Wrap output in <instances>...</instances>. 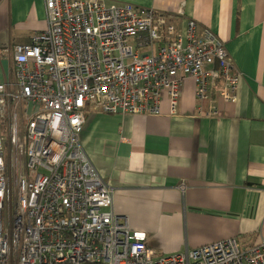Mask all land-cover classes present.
I'll list each match as a JSON object with an SVG mask.
<instances>
[{"label":"built area","instance_id":"obj_1","mask_svg":"<svg viewBox=\"0 0 264 264\" xmlns=\"http://www.w3.org/2000/svg\"><path fill=\"white\" fill-rule=\"evenodd\" d=\"M45 5L47 28L15 46V78L0 82V264H264V241L245 246L235 236L173 254L151 247L113 211L112 188L80 142L88 104L159 114L166 94L175 112L186 77L198 100L222 82L219 96L236 101L242 76L219 35L194 19L179 31L132 3Z\"/></svg>","mask_w":264,"mask_h":264},{"label":"crops","instance_id":"obj_2","mask_svg":"<svg viewBox=\"0 0 264 264\" xmlns=\"http://www.w3.org/2000/svg\"><path fill=\"white\" fill-rule=\"evenodd\" d=\"M152 8L184 30L189 19L224 41L241 73L237 100H198L186 77L177 110L103 112L88 104L80 142L112 188V209L147 243L173 254L235 236L264 241V0H107ZM45 0H0V82L14 48L47 28ZM219 113L207 114L211 101ZM200 110H203L200 112Z\"/></svg>","mask_w":264,"mask_h":264},{"label":"rangeland","instance_id":"obj_3","mask_svg":"<svg viewBox=\"0 0 264 264\" xmlns=\"http://www.w3.org/2000/svg\"><path fill=\"white\" fill-rule=\"evenodd\" d=\"M21 120V126L25 121V117H23ZM14 178V177H13ZM15 182L13 181V185L11 186V190H10V195H8L7 200H6V207L4 210V220L5 222L9 223V213H11V211H14L15 209V203H16V191H15Z\"/></svg>","mask_w":264,"mask_h":264}]
</instances>
